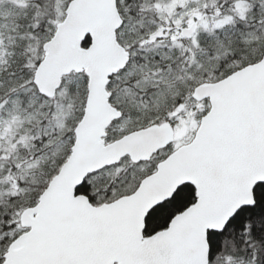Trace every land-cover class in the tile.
Wrapping results in <instances>:
<instances>
[{"label": "snow or ice", "instance_id": "6c2138e0", "mask_svg": "<svg viewBox=\"0 0 264 264\" xmlns=\"http://www.w3.org/2000/svg\"><path fill=\"white\" fill-rule=\"evenodd\" d=\"M0 264H264V0H0Z\"/></svg>", "mask_w": 264, "mask_h": 264}]
</instances>
